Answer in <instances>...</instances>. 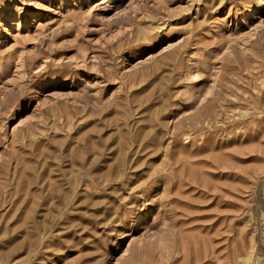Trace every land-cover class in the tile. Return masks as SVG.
Segmentation results:
<instances>
[{"label":"rangeland","instance_id":"1","mask_svg":"<svg viewBox=\"0 0 264 264\" xmlns=\"http://www.w3.org/2000/svg\"><path fill=\"white\" fill-rule=\"evenodd\" d=\"M0 264H264V0H0Z\"/></svg>","mask_w":264,"mask_h":264},{"label":"bare ground","instance_id":"2","mask_svg":"<svg viewBox=\"0 0 264 264\" xmlns=\"http://www.w3.org/2000/svg\"><path fill=\"white\" fill-rule=\"evenodd\" d=\"M251 15V14H250Z\"/></svg>","mask_w":264,"mask_h":264}]
</instances>
